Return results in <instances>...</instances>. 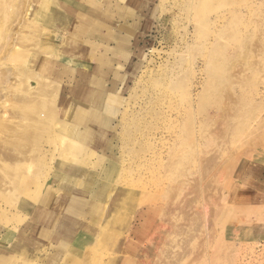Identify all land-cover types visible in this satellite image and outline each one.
<instances>
[{
	"label": "rangeland",
	"instance_id": "rangeland-1",
	"mask_svg": "<svg viewBox=\"0 0 264 264\" xmlns=\"http://www.w3.org/2000/svg\"><path fill=\"white\" fill-rule=\"evenodd\" d=\"M136 1L0 0V264H264V0Z\"/></svg>",
	"mask_w": 264,
	"mask_h": 264
},
{
	"label": "bare ground",
	"instance_id": "bare-ground-1",
	"mask_svg": "<svg viewBox=\"0 0 264 264\" xmlns=\"http://www.w3.org/2000/svg\"><path fill=\"white\" fill-rule=\"evenodd\" d=\"M92 1H93L92 7L97 8L99 5V0H92ZM126 1L130 2V5L132 6V8L134 9V11L136 13L141 14L140 3L138 1H136V0H124V2H126ZM121 3H122V0H117V2H116L117 7ZM124 6H126V4H124ZM147 27H148V23L143 24V26L140 28L142 31H145ZM72 28H73V26H72ZM95 28H97V25L94 26V29ZM75 29L76 28H74V31H75ZM78 29H80V28H77V30ZM118 30L120 31V29H118ZM114 36L116 39H118V42L121 41L120 40L121 36L119 37V34L116 31H115ZM137 43H138V46H140V47L137 46L136 49L134 50V53L137 54V56L139 58H143L144 57V52L142 51L143 46L140 45V40H138ZM107 48L108 49L112 48L114 51H117V52L119 51L117 49V45L114 46V45L110 44L107 46ZM127 54H130V52H128ZM101 63L102 62L99 63V66L101 65ZM129 64H130V66H131V64L138 65V63H136V62H131ZM115 79L113 78V81H111V82H113L112 87L110 86V83L109 84L107 83L106 79H104L102 81H97V80L93 81L91 83L92 85H97L100 87L96 91H94L93 94L88 95V97H89L88 99L90 100L88 102L89 103V106H88L89 110H85V108L82 111L75 109L73 119L77 123V125L80 127V130L76 129L74 131V133L72 135H75L77 141L72 142L67 148L68 152H69L68 154L71 155V157L74 161L84 160L83 157L81 155H79V153H81V150L79 153H77V150H79L81 148L85 139H88L89 136H92V135L93 136H97L100 134L103 135L104 133H106V131L108 132L117 126V123L116 124L114 123V119L112 118L111 115L113 114V111H115V113H117L119 111L118 106L121 103V99H122V96L120 94V90L118 89L119 87L116 88L117 83L121 80V77L118 75V72L116 73ZM76 105H75V108H77ZM72 108H74V105L72 106ZM72 111H71V113H72ZM104 111L110 112L111 115L108 114L107 117H105ZM98 120H99V122H98ZM63 128H64V123H63V127L60 130H64ZM64 153L67 154V152L65 150H64ZM97 158H99L98 155H97ZM46 188H47V186H46ZM48 191H49V189H48Z\"/></svg>",
	"mask_w": 264,
	"mask_h": 264
}]
</instances>
